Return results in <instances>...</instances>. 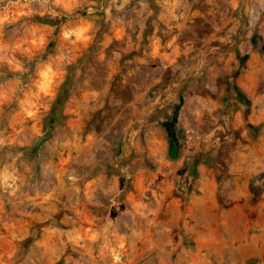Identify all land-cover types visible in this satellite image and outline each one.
Wrapping results in <instances>:
<instances>
[{
	"label": "rangeland",
	"instance_id": "1",
	"mask_svg": "<svg viewBox=\"0 0 264 264\" xmlns=\"http://www.w3.org/2000/svg\"><path fill=\"white\" fill-rule=\"evenodd\" d=\"M74 2L0 0V17L27 5L0 21V260L264 264V0ZM81 20L90 39H64ZM33 28L43 48L13 49ZM45 60L69 88L48 134L52 100L32 119L18 103Z\"/></svg>",
	"mask_w": 264,
	"mask_h": 264
},
{
	"label": "clouds",
	"instance_id": "2",
	"mask_svg": "<svg viewBox=\"0 0 264 264\" xmlns=\"http://www.w3.org/2000/svg\"><path fill=\"white\" fill-rule=\"evenodd\" d=\"M54 4L59 6L66 13H71V11L77 6L74 0H54ZM14 10V14L9 17L8 15H4L0 17V21H10L16 19L18 15L26 14L24 11L27 9V5H13L11 6ZM169 12L174 7V5H165ZM91 9H89L90 11ZM7 11V9H6ZM55 14V13H54ZM90 28V23L87 21L81 20V22L77 23L74 27L69 28L66 31L61 33L64 39H68L69 36L73 37V43L75 41L87 42L90 39L88 34ZM46 43L45 35L39 30L33 28L28 36L25 39H21L12 45L13 49L21 50L24 53H34L39 49L43 48ZM24 46L23 48L21 46ZM7 47V45H5ZM157 54L161 55L164 59H168V55L166 53H158L157 45L154 43L151 49V55L156 56ZM3 59L12 66L15 71H22V64L15 58L11 56H4ZM59 59H63V57H59ZM171 62V61H169ZM64 75V69L60 68L59 65L53 66L50 61H42L36 64L34 69V75L30 79L29 86L27 90L23 93L22 98L19 100V108L23 113L25 118L32 119L37 116V113L41 107L47 109L49 107L48 103L38 104L37 101H40L42 98L47 101H51L55 98L56 92L55 89L57 86L62 83V77ZM262 114H264V109L261 110ZM35 127V124L33 125ZM38 135H42V132L37 130ZM92 140V136L88 135L85 138V143ZM143 207V205H139V208ZM143 215V213H141ZM87 224H90V221H85ZM109 223H111L109 221ZM85 236L81 237L80 232L76 231L74 237H70L74 240H80L82 238L87 239H95L98 233L94 229L85 228L84 229ZM122 247V244L120 245ZM5 258L0 260V264H9L13 252L8 251L5 254Z\"/></svg>",
	"mask_w": 264,
	"mask_h": 264
},
{
	"label": "trees",
	"instance_id": "3",
	"mask_svg": "<svg viewBox=\"0 0 264 264\" xmlns=\"http://www.w3.org/2000/svg\"><path fill=\"white\" fill-rule=\"evenodd\" d=\"M101 40V35L99 32H97L94 36V39L91 43L90 46H88L87 49H85L80 57V60L82 62H85L86 60L90 59L92 54H95L97 56V53L95 49L97 48L95 43ZM252 41H256V36L253 35L251 38ZM82 67L84 68V63L82 64ZM69 88L65 86V83H62L59 85L55 98L51 102V106L49 108V111L46 113V116L43 119V130L45 131L46 134L50 133V129L53 127L54 121L56 119L55 113L56 111H59L63 109V106L65 105L66 99H67V94H68ZM240 94L236 95V99H239ZM48 118V120H47ZM255 127V126H251ZM250 127V128H251ZM252 130V129H251ZM254 131V130H252ZM179 144L174 136H171V139L168 142L167 145V155L171 159H176L178 158L179 155Z\"/></svg>",
	"mask_w": 264,
	"mask_h": 264
},
{
	"label": "crops",
	"instance_id": "4",
	"mask_svg": "<svg viewBox=\"0 0 264 264\" xmlns=\"http://www.w3.org/2000/svg\"><path fill=\"white\" fill-rule=\"evenodd\" d=\"M152 8H153V7H152ZM153 11H154V8H153ZM152 23H153V26H154V24L156 23V21L154 20V21H152ZM158 32H159V31H157V30H156V31H155V30H153V32H152V33H155V34H156V33H158Z\"/></svg>",
	"mask_w": 264,
	"mask_h": 264
}]
</instances>
